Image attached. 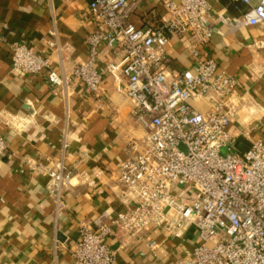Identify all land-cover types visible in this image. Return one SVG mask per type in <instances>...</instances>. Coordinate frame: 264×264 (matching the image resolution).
<instances>
[{"label":"crops","instance_id":"obj_1","mask_svg":"<svg viewBox=\"0 0 264 264\" xmlns=\"http://www.w3.org/2000/svg\"><path fill=\"white\" fill-rule=\"evenodd\" d=\"M90 1L0 0V136L8 147L0 156V264H73L84 224L96 229L127 211L116 174L123 162L141 153L149 134L131 116L133 103L111 80L89 93L81 82L50 86L46 71L24 75L12 64L10 45L20 42L48 57L60 77L71 76L89 59L87 39L98 30ZM165 1L179 0H127L128 21L158 28L167 15ZM208 1L212 35L204 42L172 35L166 65L176 76L194 65L192 52L198 50L201 60L213 58L219 72L237 80L247 108L231 121L229 133L234 152L242 154L252 141L264 140V23H242L251 7L240 0ZM99 51V68L118 60L105 43ZM57 162L74 176L61 208L48 190L47 170ZM83 174L96 178L102 193L90 190ZM144 236L123 231L111 236L116 262L175 264L191 254L198 238L194 227L182 239L156 227ZM148 241L157 247L148 248Z\"/></svg>","mask_w":264,"mask_h":264},{"label":"built area","instance_id":"obj_2","mask_svg":"<svg viewBox=\"0 0 264 264\" xmlns=\"http://www.w3.org/2000/svg\"><path fill=\"white\" fill-rule=\"evenodd\" d=\"M240 1L251 7L242 23H264V0ZM127 7V0L90 1L98 30L87 39L89 59L69 77H60L48 57L25 44L10 45L13 69L30 76L46 71L50 86L75 80L94 93L111 80L133 103L131 116L149 129L141 153L123 162L116 174L127 211L99 222L96 229L84 224L73 264H118L110 237L123 231L142 239L154 227L176 239L196 228L193 251L175 264H264V140L252 141L242 154L233 150L229 127L247 108L237 80L219 72L213 58L201 60L198 50L192 52L194 65L176 76L166 65L172 35L188 34L197 42L212 35L209 1H165L167 15L156 29L131 24ZM103 43L119 57L99 68ZM7 150L0 136V156ZM47 176L48 190L61 208L63 191L74 185V176L63 162L49 168ZM81 178L90 190L102 193L96 178ZM146 244L157 247L154 241Z\"/></svg>","mask_w":264,"mask_h":264},{"label":"rangeland","instance_id":"obj_3","mask_svg":"<svg viewBox=\"0 0 264 264\" xmlns=\"http://www.w3.org/2000/svg\"><path fill=\"white\" fill-rule=\"evenodd\" d=\"M222 153H223V155H226V152L225 151H223Z\"/></svg>","mask_w":264,"mask_h":264}]
</instances>
